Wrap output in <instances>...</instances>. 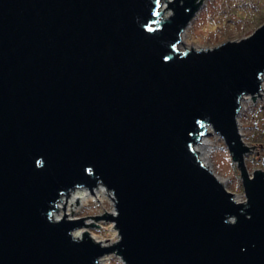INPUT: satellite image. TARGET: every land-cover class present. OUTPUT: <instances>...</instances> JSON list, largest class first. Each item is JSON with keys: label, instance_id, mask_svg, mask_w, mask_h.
<instances>
[{"label": "water", "instance_id": "95a60500", "mask_svg": "<svg viewBox=\"0 0 264 264\" xmlns=\"http://www.w3.org/2000/svg\"><path fill=\"white\" fill-rule=\"evenodd\" d=\"M162 1L0 0V264H264V171L250 175L238 123L263 89L264 24L182 52L203 0H169L159 19ZM208 126L246 203L194 150ZM100 185L116 215L53 218L64 194ZM88 218L119 241L76 238L99 227Z\"/></svg>", "mask_w": 264, "mask_h": 264}, {"label": "rangeland", "instance_id": "374dc122", "mask_svg": "<svg viewBox=\"0 0 264 264\" xmlns=\"http://www.w3.org/2000/svg\"><path fill=\"white\" fill-rule=\"evenodd\" d=\"M167 1L169 0L162 1L159 12L164 11L169 6ZM200 1L197 0V3ZM252 2L257 1L203 0L199 10L184 31L178 50L186 52L191 50L192 47L196 50L210 49L228 40H240L250 36L258 27L264 24V0L258 2L262 4L260 9H252ZM167 12H170V14L167 15ZM172 14L173 10L167 8L162 12L159 19ZM239 15L242 18H238L237 16ZM152 26L156 27L157 22ZM262 90L259 94H262V97L257 95L256 101L252 99V96L243 97L238 114L240 132L245 144L250 147V152L245 155V162L251 176L257 170L264 171V76ZM201 138L204 142L210 143L206 149H202L204 153L202 157L206 163L219 178L225 181L226 188L235 194V199L238 202L246 203L247 196L243 188L241 169L238 163L234 161L224 139L214 132L212 128L211 132H207ZM260 144H262L263 148H261ZM93 193L86 188H77L67 196V202L64 194L52 212L53 218L62 219L64 207L65 214L70 219L103 216L105 212L112 215L117 214L115 203L112 200L113 194L106 187L100 185L95 188ZM85 223L87 225L93 223L99 227L87 226L75 230L74 232L78 233L81 236L80 238L87 232L95 241L105 245H114L119 241L118 231L111 220L95 221L92 218H88L85 219ZM99 264L125 263L119 255L112 253L102 257L99 260Z\"/></svg>", "mask_w": 264, "mask_h": 264}, {"label": "bare ground", "instance_id": "6f19581e", "mask_svg": "<svg viewBox=\"0 0 264 264\" xmlns=\"http://www.w3.org/2000/svg\"><path fill=\"white\" fill-rule=\"evenodd\" d=\"M163 6H164V5H163ZM162 8H165V7H162ZM168 14H170V12H167V15H168ZM262 91H263V90H262ZM207 132H211V127H207ZM209 144H210V143H206V142H204L203 139L201 138L200 141H199V143L196 144V146L194 147V150L196 151V153H198V156H199L201 162L203 163V165L212 171V169L210 168V166L208 165V163H206L205 159L202 157V155L204 154L203 151H202V149H204V148L206 149V147H207ZM220 180H221L223 183L225 182V181L222 180L221 178H220ZM105 191H106V190H105ZM59 210H60V209H59ZM58 219H59V218H58ZM73 234H74V236H75L76 238H80V237H81L78 233L76 234V233L74 232Z\"/></svg>", "mask_w": 264, "mask_h": 264}, {"label": "trees", "instance_id": "16d2710c", "mask_svg": "<svg viewBox=\"0 0 264 264\" xmlns=\"http://www.w3.org/2000/svg\"><path fill=\"white\" fill-rule=\"evenodd\" d=\"M257 2H252L251 3V8L252 9H260V6H262V4L258 3L260 0H256ZM262 2V1H261ZM238 18H242L241 15L237 16ZM264 145V143H263Z\"/></svg>", "mask_w": 264, "mask_h": 264}]
</instances>
